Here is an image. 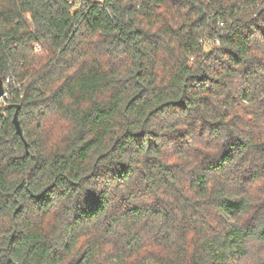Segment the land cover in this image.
Segmentation results:
<instances>
[{"label":"trees","instance_id":"obj_1","mask_svg":"<svg viewBox=\"0 0 264 264\" xmlns=\"http://www.w3.org/2000/svg\"><path fill=\"white\" fill-rule=\"evenodd\" d=\"M0 77V264H264V0H0Z\"/></svg>","mask_w":264,"mask_h":264},{"label":"water","instance_id":"obj_2","mask_svg":"<svg viewBox=\"0 0 264 264\" xmlns=\"http://www.w3.org/2000/svg\"><path fill=\"white\" fill-rule=\"evenodd\" d=\"M3 95H4L3 79H2V77H0V99ZM20 107H21L20 105L15 106V111H14L13 116H12V122L15 126L17 134L19 136H22V129L20 126V122L18 120V111H19Z\"/></svg>","mask_w":264,"mask_h":264},{"label":"built area","instance_id":"obj_3","mask_svg":"<svg viewBox=\"0 0 264 264\" xmlns=\"http://www.w3.org/2000/svg\"><path fill=\"white\" fill-rule=\"evenodd\" d=\"M10 80L9 78H5L3 80V87H4V95L1 97L0 99V103H4L5 101V98L8 96V87H9V84H10Z\"/></svg>","mask_w":264,"mask_h":264},{"label":"rangeland","instance_id":"obj_4","mask_svg":"<svg viewBox=\"0 0 264 264\" xmlns=\"http://www.w3.org/2000/svg\"><path fill=\"white\" fill-rule=\"evenodd\" d=\"M77 3L79 2V0H75ZM97 1H101V0H97Z\"/></svg>","mask_w":264,"mask_h":264}]
</instances>
